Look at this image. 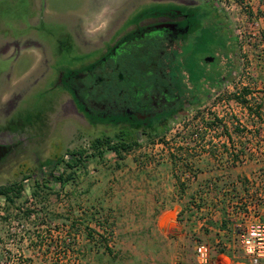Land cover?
Masks as SVG:
<instances>
[{
  "label": "rangeland",
  "instance_id": "obj_1",
  "mask_svg": "<svg viewBox=\"0 0 264 264\" xmlns=\"http://www.w3.org/2000/svg\"><path fill=\"white\" fill-rule=\"evenodd\" d=\"M167 1L0 0V146L8 148L0 147V157L8 151L0 161V186L29 174L23 186L31 191L39 175L48 178L52 172L57 176L63 172V165L57 166L56 159L64 155V160L69 161L67 150L87 149L91 140L101 136L100 128L107 129L106 134L115 141L123 138L118 129L93 127L77 115H70V97L63 84H58L63 79L59 74L88 71L92 48L94 65L112 43L111 33L133 11L152 5L174 7ZM174 1L194 2L199 9L193 11L196 20H191L193 24L184 41L170 49L172 62L168 71L207 96L199 104L193 100L181 114L170 118L165 130L150 133L153 130L148 127L149 134H137L136 146L121 151L120 157L107 151L102 158H88L74 169V180L64 185L48 184L34 200L46 205L49 223L66 228L70 238L65 249L70 252L49 256L27 253L22 260L28 264H196L194 248L203 240L192 234L184 213L190 211L185 208L188 204H196L197 195L185 192L196 179V170L187 159L202 150L204 141L221 139L229 169L236 167L242 174L256 171L264 176V154L260 152L264 148V7L260 9L259 0ZM150 48L155 49V45ZM207 58L212 62H206ZM232 94L240 95L246 104L237 103ZM76 111L84 115L80 105H76ZM214 118L218 122L206 134L199 131L196 137L190 135ZM186 141L187 146L183 145ZM250 146H259L255 157L245 151ZM235 156L244 157L246 162L241 164L234 160ZM39 164L43 165L41 171H35ZM177 166L174 191L145 194L146 202L156 205L160 196L163 200L171 196L177 200L182 211L176 224L167 227L175 218L169 211L162 216L161 230L158 229L151 223L155 214L142 215L144 202H138L140 209L132 203L127 206V201L121 207L128 191L118 186V172L141 171L152 176L147 177L150 182L158 169L166 178ZM69 173L66 170L64 176ZM227 177L238 180V192L246 191L251 202L264 196L263 191L253 190L254 179L244 177L245 183L234 173ZM218 179L211 181L215 190L220 188ZM238 192L230 193L237 199ZM139 195L142 192L135 197L140 200ZM26 196L22 192L17 201H25ZM199 201L194 206H199ZM237 207L229 206L231 216L242 213ZM244 212L242 217L249 226L255 214L251 210L244 216ZM145 242L149 245L144 247ZM210 258L216 260L214 254ZM231 259L233 263L247 264L242 251Z\"/></svg>",
  "mask_w": 264,
  "mask_h": 264
},
{
  "label": "flooded vegetation",
  "instance_id": "obj_2",
  "mask_svg": "<svg viewBox=\"0 0 264 264\" xmlns=\"http://www.w3.org/2000/svg\"><path fill=\"white\" fill-rule=\"evenodd\" d=\"M167 5L178 8L152 11L151 16L138 24L126 25L138 10L133 11L111 33L112 43L94 65L92 48L88 71L59 74L63 79L58 84H63L64 92L70 97V115H77L93 127H113L122 135L133 124L139 126L141 123L137 132L141 135L147 133L151 121L157 120V124L155 131L149 132L159 133L170 118L181 114L193 100L196 104L204 101L207 95L199 92L196 96L185 84L179 86L178 80L168 71L172 60L170 49L189 34L191 20L195 19L193 11L199 9V5L174 0H168ZM154 45L155 49H151ZM161 48L164 51L154 57L155 50ZM76 105L83 108L84 115L77 114ZM99 131L109 137L107 129Z\"/></svg>",
  "mask_w": 264,
  "mask_h": 264
},
{
  "label": "crops",
  "instance_id": "obj_3",
  "mask_svg": "<svg viewBox=\"0 0 264 264\" xmlns=\"http://www.w3.org/2000/svg\"><path fill=\"white\" fill-rule=\"evenodd\" d=\"M259 3L260 9H263L264 4L261 3V0H259ZM262 20L264 21V19ZM257 77H259V75H257ZM224 143V140L221 139L204 141V143L201 144L202 150H198L199 152H197L194 157L191 156L187 159V162L191 163V166H194L193 168L196 170V179L194 183L188 186L187 191L185 192L189 191L192 194H197L198 196L195 195L194 201H196L197 204L200 200L199 202L201 203L199 206H194L196 204H193V202L191 205L188 204L186 207L184 206L186 209H190V211H186L184 213L188 215L186 221L192 231V234L197 237L200 236L203 240V244L209 246L210 257L211 254L215 255L216 260H212V264H217L219 257H223L224 259L231 261V258H234L235 254L239 251H242L244 254L243 247L239 241V234L241 230L247 227L244 218L242 217L244 210V216L246 211L250 212L253 210L252 213L255 214L253 222L264 225V196L259 201L255 199L251 202V199H247L246 194H244L246 191H244L243 194L238 192V180L234 181L227 177L228 175H231V173H234L235 177H239L241 180H244V177L246 179L252 178L256 181L254 182L255 184L253 185V190L255 192H264V176H261L260 172L256 173L254 170L253 174L250 175L238 172L236 167L229 169L225 159L226 153H223L221 149V146L225 145ZM177 169L178 166L175 170H173V172L170 171L169 175H166V178H169V187H167V179L163 178L161 169H158L157 172L153 173V177H155V179L150 182L147 181V177L151 178L152 176L143 175V172L141 171L125 169L118 172L119 174H116V177H120L118 186L125 189V191H128L126 192L127 199L121 201V207L124 208L123 202L127 201V206L132 203L140 209L138 207V202H144L145 207L142 205V215L144 214L147 215V217H150L155 214L151 217V223L158 227V229H160L159 222L162 219V216L169 211L174 212L175 218L169 220L167 227L173 223L176 224V218H179L177 215L182 211V207L178 204L177 200H175L172 196L169 199L165 198V200H163V197L160 196L161 201L158 202V205H156L151 202H146L147 198L145 197V194L154 192L155 195V192L162 194L167 190H170L171 192L174 191L176 185L173 181V176L177 175ZM214 178H220V180H216L220 183L218 184L220 185V188H216V190L214 188L215 185L213 186L211 184V181H215ZM221 184L223 186H221ZM133 187L142 188H140L141 190L129 191L130 188L132 189ZM165 187H167V189ZM141 192L142 196L139 195V200L135 197V195L141 194ZM230 192H238L239 197L236 199V195L231 196ZM212 193H219L220 195L218 197L211 196ZM258 196H260V194ZM132 199L133 201L129 202ZM247 200H250V203L247 202ZM232 204L236 207L238 206L237 210L242 213L237 212L234 217L231 216L232 214L229 213V206ZM176 210H178V212H176ZM146 245L149 244L145 242L144 247ZM261 264H264V258L262 259Z\"/></svg>",
  "mask_w": 264,
  "mask_h": 264
},
{
  "label": "built area",
  "instance_id": "obj_4",
  "mask_svg": "<svg viewBox=\"0 0 264 264\" xmlns=\"http://www.w3.org/2000/svg\"><path fill=\"white\" fill-rule=\"evenodd\" d=\"M203 130L200 126L197 132ZM196 135L198 133L193 136ZM188 144L187 141L183 143L185 146ZM256 150L259 151V146H250L245 151L255 157ZM260 152L264 154V148ZM239 162L244 164L246 160L239 157ZM25 192V201L8 202L5 197L0 196V264H28L22 260L27 253L35 256L69 255L70 251L65 249V242H69L70 238L66 228L49 223L46 205L34 200L30 189L24 186L23 193ZM239 241L247 264H261L264 258V225L254 222L245 227L239 234ZM194 252L196 264H212L208 245L199 243ZM217 264L237 263L219 257Z\"/></svg>",
  "mask_w": 264,
  "mask_h": 264
},
{
  "label": "trees",
  "instance_id": "obj_5",
  "mask_svg": "<svg viewBox=\"0 0 264 264\" xmlns=\"http://www.w3.org/2000/svg\"><path fill=\"white\" fill-rule=\"evenodd\" d=\"M261 3L264 4V0H261ZM167 6H144L142 8H140V11H138V13H136L135 15L131 16L129 18V20L127 21L126 25L129 24H138V22L144 18H147L149 16H151L149 13L152 11H162L167 9ZM174 8H178V7H174ZM139 10V9H138ZM259 13H261L259 11ZM264 16V14H263ZM159 51H164V49H156L154 54V57L158 55ZM172 62V60H171ZM180 73V72H178ZM177 80L180 82L178 85H184V83L182 81H180L179 77L177 78ZM189 89H193L194 92H196L195 88H189ZM180 90V88H179ZM190 90V91H191ZM199 91H197L196 93H194V95L198 96ZM245 96L247 91L244 92ZM243 95V97H244ZM240 95H235L232 94V99L237 101V103H239L240 105H242L243 103L246 104V101L244 100V98H239ZM187 101V97L185 99V102ZM243 104V105H244ZM215 119V120H214ZM213 120H209L210 122H206V127H204L203 129V134H206L208 131H210V127H213L214 125L217 124L218 120H216V118H214ZM104 122H106L107 120H103ZM140 125H132L131 128L129 130H125L123 132V138L125 139H118L117 141H115L113 138L101 135L100 137L94 138L93 140L90 141L89 147L86 148H80L77 150H67L66 152L70 155V159L69 161H65L64 160V155H61L60 157H58L55 161V164L57 166L63 165V172H61L60 174H58L57 176H55L52 172L48 175V178H46L45 176H43L42 174L39 175V179H34L32 182L33 188L31 190V193L33 195V198H36L37 196H40L41 193L40 192H44L43 190L47 188L48 184L51 185H55V184H61L64 185L67 181L69 180H74V169L77 168L78 166L84 164V162L88 159V158H102V156L104 155L105 152L107 151H111L113 152L115 155H117V157H120L121 155V151H129L132 149L133 146H136V139L135 137H137V132H138V128H140L141 123H139ZM157 124V120H153L150 122L149 127L151 128V130L155 131L154 128ZM165 130V128L163 129ZM162 130V131H163ZM198 133L197 131H191L190 135L196 134ZM200 138H202V135H199ZM4 149H7V147H3L0 146ZM90 150V155L88 154V151ZM92 151V152H91ZM8 154V151L0 157V161L2 160V158ZM240 157V156H239ZM238 156L234 157V160H239ZM41 167H43V165L41 166V164H39L37 167H35V171H41ZM69 170L70 173L65 177V171ZM31 176L29 174H24L19 180H15L12 181L10 183H7L4 186H0V196L5 197V199L8 202H13V201H17L20 200L22 192L24 190V186H23V182L27 179H29ZM50 178V179H49ZM245 183H247V180H244ZM243 181V182H244ZM242 182V183H243ZM216 186V185H215ZM57 194V193H56ZM69 246L67 245V248ZM222 252V251H220Z\"/></svg>",
  "mask_w": 264,
  "mask_h": 264
},
{
  "label": "water",
  "instance_id": "obj_6",
  "mask_svg": "<svg viewBox=\"0 0 264 264\" xmlns=\"http://www.w3.org/2000/svg\"><path fill=\"white\" fill-rule=\"evenodd\" d=\"M212 60H213L212 58H207L205 61L206 62H212Z\"/></svg>",
  "mask_w": 264,
  "mask_h": 264
}]
</instances>
